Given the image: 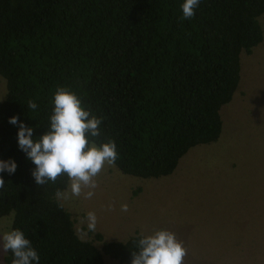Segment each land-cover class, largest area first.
Masks as SVG:
<instances>
[{
  "label": "trees",
  "instance_id": "1",
  "mask_svg": "<svg viewBox=\"0 0 264 264\" xmlns=\"http://www.w3.org/2000/svg\"><path fill=\"white\" fill-rule=\"evenodd\" d=\"M184 0H0V218L14 213L39 264H131L141 233L125 241L84 240L56 197L69 181L38 186L35 164L18 146L19 123L38 139L50 127L59 86L75 91L102 117L97 143L114 140L115 166L126 175H171L192 148L216 142L222 107L241 79V53L264 38V0H200L190 20ZM34 100L35 110L28 108ZM18 118L13 125L9 119ZM11 251L5 264H12ZM35 264V262H33Z\"/></svg>",
  "mask_w": 264,
  "mask_h": 264
},
{
  "label": "rangeland",
  "instance_id": "2",
  "mask_svg": "<svg viewBox=\"0 0 264 264\" xmlns=\"http://www.w3.org/2000/svg\"><path fill=\"white\" fill-rule=\"evenodd\" d=\"M260 21L264 32V15ZM6 91L0 77V101ZM221 116L220 138L190 149L171 175L145 179L105 166L98 187L59 200L82 229L79 236L125 241L167 229L187 248L184 264H264V38L241 53L240 83ZM90 190L94 195L85 199ZM89 211L97 216L94 232L87 230ZM13 215L0 218V234L11 229ZM104 264L119 263L105 255Z\"/></svg>",
  "mask_w": 264,
  "mask_h": 264
},
{
  "label": "clouds",
  "instance_id": "3",
  "mask_svg": "<svg viewBox=\"0 0 264 264\" xmlns=\"http://www.w3.org/2000/svg\"><path fill=\"white\" fill-rule=\"evenodd\" d=\"M200 0H184L181 5L183 20H190ZM53 113L50 116V127L38 139H33V128L19 123L17 134L18 146L28 159L35 164L32 176L38 186L48 182L53 184L66 175L68 189H57L58 200H69L79 197L84 189L98 187L96 177L105 166L114 167L118 159L114 140L97 143L101 135L100 125L103 118H98L82 105L79 95L68 87L59 86L53 95ZM34 100L28 101V108L35 110ZM9 123L16 125L18 118L13 116ZM17 165L14 160H0V173L7 171L14 174ZM5 182L0 177V188ZM94 191L84 192V198L90 199ZM61 206H63L61 204ZM112 209V205H108ZM128 210L127 204L121 205V211ZM87 230L94 232L97 225L95 212L86 214ZM81 223H84L82 220ZM77 232L82 229L77 228ZM137 251H132L131 264H184L187 248L176 234L167 229H159L151 234H141L136 242ZM11 251L12 264H39L40 257L32 247L31 241L20 229H10L0 234V255Z\"/></svg>",
  "mask_w": 264,
  "mask_h": 264
}]
</instances>
